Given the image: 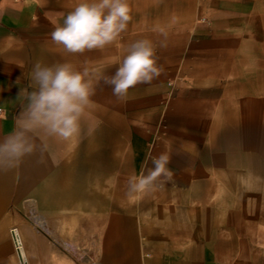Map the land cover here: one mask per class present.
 <instances>
[{
    "label": "crops",
    "instance_id": "1",
    "mask_svg": "<svg viewBox=\"0 0 264 264\" xmlns=\"http://www.w3.org/2000/svg\"><path fill=\"white\" fill-rule=\"evenodd\" d=\"M68 1L0 0V138L28 103L22 90L38 91L27 78L36 61L70 62L101 76L113 74L126 54L117 40L75 54L55 45L51 32L80 2ZM156 56L162 74L125 99L100 81L78 136L36 134L37 153L0 172V218L10 208H43L46 222L75 225L65 238L81 240L91 250L83 254L107 257L99 264H264V195L229 177L209 117L210 83L181 72L178 51ZM162 153L170 157L171 180L130 198L129 177L147 174ZM53 208L61 215H48ZM0 229L7 246L12 239ZM19 233L23 245L36 247Z\"/></svg>",
    "mask_w": 264,
    "mask_h": 264
},
{
    "label": "rangeland",
    "instance_id": "2",
    "mask_svg": "<svg viewBox=\"0 0 264 264\" xmlns=\"http://www.w3.org/2000/svg\"><path fill=\"white\" fill-rule=\"evenodd\" d=\"M128 2L132 19L117 39L121 54L127 50L123 43L138 39L153 41L156 51L166 57L178 51L180 71L196 73L211 85L206 89L212 98L209 117L217 145L227 154L229 173L233 174L229 177L245 185H258L264 195V0ZM51 210L48 215H61L62 209ZM44 216L43 208L25 205L7 209L0 218V228L4 225L8 238L16 228L30 242L35 241L36 247L23 245L19 233L27 260L22 263L14 242L9 240L4 246L0 235V264L106 261V256L83 254L91 250L81 240L65 238L75 225L46 222Z\"/></svg>",
    "mask_w": 264,
    "mask_h": 264
},
{
    "label": "clouds",
    "instance_id": "3",
    "mask_svg": "<svg viewBox=\"0 0 264 264\" xmlns=\"http://www.w3.org/2000/svg\"><path fill=\"white\" fill-rule=\"evenodd\" d=\"M131 19L128 0H80L68 12L62 25L51 32V40L72 54L103 49L127 30ZM161 32L166 37V33ZM162 72L156 46L149 39L129 43L126 54L111 75L97 76L87 67L79 70L70 62L48 66L36 61L27 78L28 87L38 86V91L28 92L24 88L20 93L28 103L18 113L14 130L0 138V172L19 167L26 157L37 153V133L64 141L78 136L81 118L92 105L91 98L101 80L111 87L113 97L122 100L127 98L129 89L151 83ZM39 151L38 162L43 163V147ZM169 163V155L162 153L153 158V167L147 174L141 171L130 176L127 182L129 197L155 192L171 180L173 173L168 168Z\"/></svg>",
    "mask_w": 264,
    "mask_h": 264
},
{
    "label": "bare ground",
    "instance_id": "4",
    "mask_svg": "<svg viewBox=\"0 0 264 264\" xmlns=\"http://www.w3.org/2000/svg\"><path fill=\"white\" fill-rule=\"evenodd\" d=\"M10 233H11V235H10L11 239L14 242V244L18 250L17 255L21 258L22 263L26 262L27 260L24 258L25 256H23L24 255V253L22 251L23 245L20 241L19 231L16 228H13V229H11Z\"/></svg>",
    "mask_w": 264,
    "mask_h": 264
}]
</instances>
